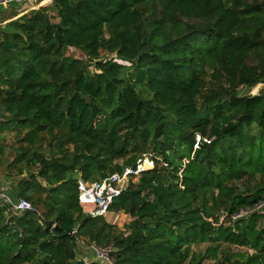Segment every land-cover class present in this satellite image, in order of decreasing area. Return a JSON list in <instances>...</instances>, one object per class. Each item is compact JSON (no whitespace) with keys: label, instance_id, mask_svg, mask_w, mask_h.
Masks as SVG:
<instances>
[{"label":"trees","instance_id":"1","mask_svg":"<svg viewBox=\"0 0 264 264\" xmlns=\"http://www.w3.org/2000/svg\"><path fill=\"white\" fill-rule=\"evenodd\" d=\"M17 15L0 26V155L27 129L10 166L28 177L8 193L33 208L0 198V264H87L78 236L112 245L117 264H264V215L230 218L264 201V88L239 89L264 82V0H52ZM44 132L48 152L34 147ZM147 155L154 167L111 205L129 231L84 212L80 179ZM222 242L248 250L218 257Z\"/></svg>","mask_w":264,"mask_h":264},{"label":"rangeland","instance_id":"2","mask_svg":"<svg viewBox=\"0 0 264 264\" xmlns=\"http://www.w3.org/2000/svg\"><path fill=\"white\" fill-rule=\"evenodd\" d=\"M49 1H51V0H43V2H41L38 5L31 4L28 2H26L24 4H26L25 6H27V4H28V6L31 9H36L42 5L48 4ZM14 5L11 4L7 7H1L0 8V26H3L5 24V22L12 20L13 18L10 19L8 17H10L14 13L18 12V11H15ZM21 15L22 14H20V16ZM14 18H17V17L15 16ZM107 37H109V35H107ZM68 53L75 56V57L85 58V55L81 51L76 50V49L70 48ZM101 54L105 58H107V57L110 58V57L114 56L113 54H108L107 51H105V50H102ZM203 76L207 79V84H206L207 87H213L219 83L218 80H214L212 78V75L210 72L205 71L203 73ZM261 88H264V82H261L252 88L242 87V86L239 87L241 92L243 91L244 93H247L250 95L258 94L259 91L261 90ZM206 89H208V88H206ZM26 131H27V129H23L21 131H17V130L16 131H7L5 133V138L3 140L4 152H3V154L0 155V192L6 193L12 199H13V196L11 194H9L8 191L16 190V187H17V184L19 183V181L28 177L27 171H25L22 175L18 174V168H19L20 164L10 166L11 162L13 160H15V158L17 156L16 149L21 145L26 146V143L21 141V138L26 134ZM255 132L257 133V130ZM253 133H254V131H253ZM39 136H40V141L34 147L41 152H48L49 141L51 138L50 135L47 132H44V133H41ZM199 139H200V137L198 135L197 141ZM141 160H142L141 163L139 162L140 160H138L137 162L142 166V168L140 169V166H138V170L140 169L139 173L132 174V177L131 178L129 177V183H130V181L136 182L138 180V176L140 175L142 170L153 168L155 165V163L151 160L150 156H148V155L145 156ZM30 167L34 171L38 170V166L31 165ZM257 176H258L257 179H259L260 175L258 174ZM39 180H41L43 182V184H46V182L42 178H39ZM253 182H254V180H251V179H248L247 177H245L242 180L234 181L230 184H233L235 186L236 190L238 192H240V191H244L248 187H250L253 184ZM226 214H227V212L225 210H222L219 214L221 216V219L224 220V222L228 220V217ZM103 217L109 223L114 224L122 232L129 231L130 230L129 226L132 223V221L134 220L133 217L130 216V214L126 213L123 210H120V211L110 210L107 213V215L103 216ZM258 224H259L260 228H262L264 226V216L260 218ZM80 240L82 241V243H80L79 245L77 244L78 255L81 258H84L86 260H91V262L96 261L95 255L89 249V246H90L92 241L87 236H81ZM214 245H216V242H213L210 240L206 241V242L195 243L191 247V252L193 254H196V255H206L207 249L210 246H214ZM224 250L228 251L229 253L237 254L239 252L247 251L248 249L246 247H240L238 245L228 244L226 242H222L221 247H220L219 252H218V257L223 256L222 252ZM249 251L253 252V250H249ZM205 264H215V260L212 259L211 257H208L205 260Z\"/></svg>","mask_w":264,"mask_h":264},{"label":"built area","instance_id":"3","mask_svg":"<svg viewBox=\"0 0 264 264\" xmlns=\"http://www.w3.org/2000/svg\"><path fill=\"white\" fill-rule=\"evenodd\" d=\"M40 4L43 0H0V7H7L14 4ZM52 2L49 1V3ZM140 163L142 160L139 161ZM137 164V169L127 166L122 173L116 172L110 176L104 178L101 181L85 182L84 180H79V201L84 209V212L92 217L106 216L111 210V205L115 197L119 196L122 191L129 184V177L132 174L139 173ZM0 198L3 204L6 205L7 211L17 214L27 209H32L33 206L31 202L26 198L12 199L6 193L0 192ZM252 212H258L264 215V201L254 205L253 207L241 208L239 211L234 212L230 215V218L235 221L239 218L248 216ZM75 233V231H74ZM82 243L80 236L77 237V244ZM89 249L95 255V260L99 261L101 264H117V261L113 255L114 247L112 245H100L96 242H91ZM84 259V258H83ZM87 264H91V260H86Z\"/></svg>","mask_w":264,"mask_h":264},{"label":"crops","instance_id":"4","mask_svg":"<svg viewBox=\"0 0 264 264\" xmlns=\"http://www.w3.org/2000/svg\"><path fill=\"white\" fill-rule=\"evenodd\" d=\"M17 4H15L14 5V9H15V11H18V15L16 16V17H18V16H20V14H24V13H26V12H28L31 8L28 6V4H27V6H25L26 4H18L17 6H16ZM1 8V7H0ZM11 19V18H10ZM6 23V22H5Z\"/></svg>","mask_w":264,"mask_h":264}]
</instances>
